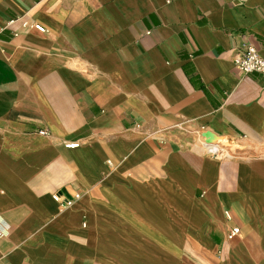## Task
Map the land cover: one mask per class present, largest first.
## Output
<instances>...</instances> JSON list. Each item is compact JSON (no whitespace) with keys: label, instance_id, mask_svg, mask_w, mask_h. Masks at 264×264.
<instances>
[{"label":"crops","instance_id":"crops-1","mask_svg":"<svg viewBox=\"0 0 264 264\" xmlns=\"http://www.w3.org/2000/svg\"><path fill=\"white\" fill-rule=\"evenodd\" d=\"M249 45L264 0H0V264H264Z\"/></svg>","mask_w":264,"mask_h":264},{"label":"built area","instance_id":"built-area-1","mask_svg":"<svg viewBox=\"0 0 264 264\" xmlns=\"http://www.w3.org/2000/svg\"><path fill=\"white\" fill-rule=\"evenodd\" d=\"M23 27L25 28L28 27V23H23ZM34 27L38 32L41 33L46 32V29L39 24L34 25ZM235 64L237 66V69L240 71V73L244 75H248L250 73H260L264 75V60L260 57L258 49L253 45H249L244 51H242L235 57ZM40 134L46 135L47 132L45 130H41ZM203 139L205 140V138ZM204 143L207 153L215 158L217 157L224 158L229 154L222 147H220V144L218 142L214 144H208L206 142ZM78 146L79 145L77 143L66 144V147L70 149L76 148ZM79 198L80 196L76 195L74 199L62 202L60 208L64 210L70 207L75 202V200ZM239 234H240V229L234 228L230 232L229 238L232 239L236 236H239Z\"/></svg>","mask_w":264,"mask_h":264},{"label":"water","instance_id":"water-1","mask_svg":"<svg viewBox=\"0 0 264 264\" xmlns=\"http://www.w3.org/2000/svg\"><path fill=\"white\" fill-rule=\"evenodd\" d=\"M203 138H205L206 143H208V144H214V143H217V141H216V139H215V136H214L212 133H210V132L205 133V134L203 135Z\"/></svg>","mask_w":264,"mask_h":264}]
</instances>
